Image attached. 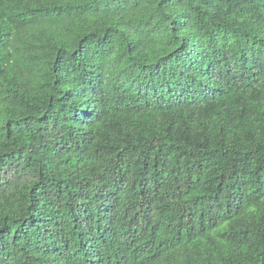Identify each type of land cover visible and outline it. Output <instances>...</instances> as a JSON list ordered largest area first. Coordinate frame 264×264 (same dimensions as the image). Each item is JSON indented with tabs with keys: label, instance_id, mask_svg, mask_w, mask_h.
<instances>
[{
	"label": "trees",
	"instance_id": "16d2710c",
	"mask_svg": "<svg viewBox=\"0 0 264 264\" xmlns=\"http://www.w3.org/2000/svg\"><path fill=\"white\" fill-rule=\"evenodd\" d=\"M0 264H264V0H0Z\"/></svg>",
	"mask_w": 264,
	"mask_h": 264
}]
</instances>
